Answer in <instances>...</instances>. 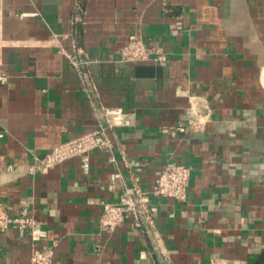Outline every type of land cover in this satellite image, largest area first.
Here are the masks:
<instances>
[{
    "label": "crops",
    "instance_id": "crops-1",
    "mask_svg": "<svg viewBox=\"0 0 264 264\" xmlns=\"http://www.w3.org/2000/svg\"><path fill=\"white\" fill-rule=\"evenodd\" d=\"M68 52H83L87 91ZM131 36L167 57L121 61ZM0 203L27 209L37 233L0 231V264H264V0H0ZM213 109L204 131L176 129L188 94ZM103 107L124 116L111 155L73 157L46 173L35 157L93 130ZM191 167L187 198L150 195L152 228L102 230L104 202L136 179L150 191L167 162Z\"/></svg>",
    "mask_w": 264,
    "mask_h": 264
},
{
    "label": "built area",
    "instance_id": "built-area-1",
    "mask_svg": "<svg viewBox=\"0 0 264 264\" xmlns=\"http://www.w3.org/2000/svg\"><path fill=\"white\" fill-rule=\"evenodd\" d=\"M62 36L53 34L60 53L71 63L77 71L82 85L87 91L97 88L90 70L92 60L81 51L68 52L61 43ZM0 41V50H1ZM154 60L160 64L167 61L166 55L155 46L146 44L142 39L131 36L128 43L121 49V61L138 62ZM0 81L6 82L7 76L1 75ZM212 107L208 98L195 93L188 94V106L183 120L176 129L183 133L204 131L211 120ZM121 108L103 107L102 118L93 130L77 137L71 138L53 147L43 157H35L29 166L30 172L46 173L52 167L59 165L73 157H87L93 150L111 155L115 149V143L108 133V128L113 126L117 119L124 116ZM191 167L177 162H167L159 177L156 179L150 191L145 190L136 179L131 185H126L119 199L115 202H104L99 219V227L102 230H115L121 223L131 219L137 228H152L155 225V216L150 206V195L156 197L185 200L190 184ZM12 224L21 230H30L33 239H39L42 234L37 233L36 220L29 215L27 209H23L16 215L8 212V207L0 203V231L4 232ZM55 244L37 246L33 249L30 264H55Z\"/></svg>",
    "mask_w": 264,
    "mask_h": 264
},
{
    "label": "trees",
    "instance_id": "trees-1",
    "mask_svg": "<svg viewBox=\"0 0 264 264\" xmlns=\"http://www.w3.org/2000/svg\"><path fill=\"white\" fill-rule=\"evenodd\" d=\"M261 263H264V256L262 257Z\"/></svg>",
    "mask_w": 264,
    "mask_h": 264
}]
</instances>
